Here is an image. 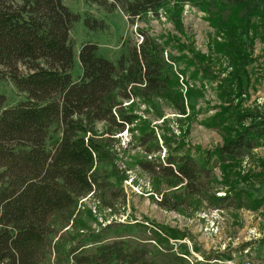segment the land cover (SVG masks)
I'll return each mask as SVG.
<instances>
[{
  "label": "trees",
  "instance_id": "obj_1",
  "mask_svg": "<svg viewBox=\"0 0 264 264\" xmlns=\"http://www.w3.org/2000/svg\"><path fill=\"white\" fill-rule=\"evenodd\" d=\"M85 1L108 12L121 8L134 19L172 0ZM185 1L204 10L217 35L223 34L213 42L216 57L179 42L174 47L180 53L166 55L171 40L146 28H137L140 41L123 42L117 62L93 41L81 44L76 55L71 31L80 13L62 0H0V82L9 80L25 94L6 106L0 93V264H46L52 256L55 264H216L214 259L231 257L195 244L194 252L203 253L199 260L182 242L185 232L154 220H112L93 228L92 209L80 206L90 194L113 210L126 202L130 177L120 168L116 147L124 131L131 132L129 146L142 152L136 164L150 177L154 189L148 192L159 195L161 207L185 212L205 200L230 211L263 204L264 195L252 188L259 177L264 183V172L238 167L242 156L264 144V114L242 105L249 45L260 32L253 19L263 16L264 0H176L173 18L180 32ZM83 22L97 32L108 27L90 13ZM217 55L227 57L229 66L220 67ZM181 61L186 68H176ZM192 66L190 76L216 82L220 104L201 123L223 137L213 149L196 147L197 154L184 130L175 136L168 119L154 124L134 112L137 99L150 107L162 99L190 118V99L205 94L203 85L186 79ZM259 165L264 169V159ZM221 187L225 194L218 195Z\"/></svg>",
  "mask_w": 264,
  "mask_h": 264
},
{
  "label": "rangeland",
  "instance_id": "obj_2",
  "mask_svg": "<svg viewBox=\"0 0 264 264\" xmlns=\"http://www.w3.org/2000/svg\"><path fill=\"white\" fill-rule=\"evenodd\" d=\"M62 1L72 10L82 15V19L75 24L71 31V37L76 43V55H78L81 44L86 41H93L99 45V52L102 55L117 62L121 55L124 41L129 39L141 40L137 28H146L154 36L169 38L171 42L166 49V55H178L180 52L174 46L179 42L185 46H190L194 52L216 57V54L213 52L214 39L221 40L223 38V34L217 35L216 30L207 18V13L189 1H185L182 4L180 16L183 27L182 32L176 29V23L173 18L176 0H172L171 5L160 8L157 13L148 11L141 15V17L134 19H131L121 8L108 12L104 7L94 3H87L85 0ZM86 13L105 20L108 24L107 29L100 32L88 29L83 22V16ZM253 21L259 26L260 32L256 36L251 35V32H249V35L253 36L252 43L249 45V54L252 62L246 67L250 80L245 83L246 96L243 95L244 100L242 101V105L247 108H256L264 114V14L261 17H255ZM185 54L192 58L193 53L190 49L187 48ZM217 58L219 59L217 62L220 61L218 64L220 67L229 66L227 57L217 55ZM186 67L185 61H181L176 66V68ZM193 70V66L188 69V77L186 79L189 78L191 85L198 87L203 85L205 94L190 99L189 103L195 108L190 118L179 114V111L169 102L162 99H156L152 107L137 99L138 105L135 107L134 112L152 120L154 124H161L164 119H168L175 136L180 138L184 130L186 142L193 148V153L197 154V151H195L196 147L213 149L218 144L223 143V137L217 130L208 128L201 123L203 118L216 112L215 106L220 104L214 89L216 82L190 76ZM80 74V61L78 56H76L73 76L74 78H78ZM222 75H225V73H222ZM185 91L186 86L184 87ZM0 93L5 94L7 97L6 106L25 99V94L20 92L14 83L9 80L0 82ZM130 103L126 101L124 104L128 105ZM190 111L187 105L188 114H190ZM97 126L99 129H102L104 123L99 122ZM121 135V143H118L116 147L119 152L120 168L127 170V174L130 177L124 182L127 193L126 202L119 203L117 208L113 210L103 207L101 202L93 197L92 194L82 198L80 201L81 208L88 207L92 209L96 218V220L89 221V225L93 228H98L99 224L105 225L112 220L120 222L134 221L135 219L154 220L185 232L187 237L182 242H185L191 251L198 255H200V252H194L193 249L195 244L202 251L212 250L216 252L219 251V248L223 244H227L229 241L234 240V238L242 241V243L246 242L244 240L245 233L253 224L257 225L258 231L264 233V202L256 210L240 208L229 211L228 209L212 208L205 200L202 201L199 209L196 210L192 206H189L185 212L161 207L158 202L160 200L159 195L148 192L154 189L150 177L142 172L136 164L135 160L142 154L141 150L129 146L128 140L131 132L124 131ZM261 159H264V144L253 148L249 154L242 156L239 161L238 170L242 173H248L252 169L253 172H264V169L259 165V160ZM216 173L221 179L220 168H216ZM262 180L260 177L259 180H255L252 188L259 195H264V183H262ZM224 191L225 189L221 187L220 192L217 194L223 195L225 194ZM215 210L219 211L218 215L215 214ZM243 210L253 211L251 220H244L242 216ZM211 230H216V233ZM229 237L231 240H227ZM245 244H250L255 254L260 247L257 240H251V242H246ZM230 245L231 243L228 246ZM233 245L231 246L233 247ZM229 248L231 249V247ZM229 248L220 252L229 251L230 253ZM258 254L261 255L260 252ZM256 256L254 264H264V257H258L257 254ZM46 264H55V258L52 256Z\"/></svg>",
  "mask_w": 264,
  "mask_h": 264
},
{
  "label": "built area",
  "instance_id": "obj_3",
  "mask_svg": "<svg viewBox=\"0 0 264 264\" xmlns=\"http://www.w3.org/2000/svg\"><path fill=\"white\" fill-rule=\"evenodd\" d=\"M215 214L218 215L219 211L215 210ZM242 216L244 217V220H251L253 216V211L249 210H243L242 211ZM245 228H247L245 226ZM214 233H216V230H211ZM264 233H261L258 231L257 225H252L249 229H247L245 233L244 240L246 242H251V240H257L258 243L260 244V247L258 249V252L261 253V255L258 254L257 249H256V254L258 257H264ZM261 239V240H260ZM227 240H231L229 237ZM246 242L242 243V241H239L234 238V240L229 241L227 244H223L220 248L219 251H225L224 249H227L231 247L230 253L231 257L230 258H221V259H214L212 262L216 264H254L255 259H256V254L254 249H251L250 244H245ZM229 243L234 244L233 247L229 245ZM242 243V244H240ZM262 243V244H261ZM222 249V250H221ZM193 253V252H192ZM193 255L197 256L199 260H204L203 257H199L198 254L193 253Z\"/></svg>",
  "mask_w": 264,
  "mask_h": 264
},
{
  "label": "crops",
  "instance_id": "obj_4",
  "mask_svg": "<svg viewBox=\"0 0 264 264\" xmlns=\"http://www.w3.org/2000/svg\"><path fill=\"white\" fill-rule=\"evenodd\" d=\"M203 251H206V250H203ZM209 251H212V250H209ZM206 252H208V251H206ZM216 252H218V251H216ZM197 254V253H196ZM200 255H199V257H203V253L202 252H200L199 253ZM195 256V255H194ZM195 257H197V256H195ZM198 258V257H197ZM199 259V258H198Z\"/></svg>",
  "mask_w": 264,
  "mask_h": 264
}]
</instances>
